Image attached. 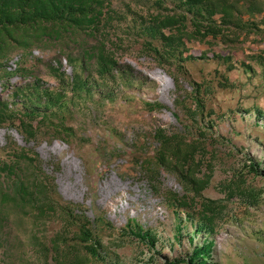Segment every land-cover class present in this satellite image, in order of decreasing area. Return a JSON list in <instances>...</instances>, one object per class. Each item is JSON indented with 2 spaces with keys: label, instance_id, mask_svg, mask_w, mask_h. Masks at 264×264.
I'll return each instance as SVG.
<instances>
[{
  "label": "trees",
  "instance_id": "1",
  "mask_svg": "<svg viewBox=\"0 0 264 264\" xmlns=\"http://www.w3.org/2000/svg\"><path fill=\"white\" fill-rule=\"evenodd\" d=\"M172 1L174 8L164 6L166 0H155L156 10L142 14L130 8L123 14L113 8V0H0V82L13 77H34L17 86L9 99L0 97V127L14 125L28 142L50 131L71 143L75 130L69 122L75 119V109H83L89 102L100 106L107 100L115 101L121 86L127 89L136 83L131 68L122 64L119 57L123 40L118 36L117 43L111 40L116 23L130 14L145 39L146 53L151 52L179 91L180 76L188 79L184 71L188 62L222 59L229 70L237 68L230 53L193 52L189 41L211 37L228 43L234 42V37L238 40L240 35L264 31V2L260 0ZM259 14L262 17L256 20L254 17ZM83 37L96 40V44L82 48L80 56L67 54L62 58L69 63L72 74L63 68L62 59L57 66L48 65L49 74L56 81L54 86H47L27 64L34 57V48L44 42ZM17 50L22 52L21 58L28 59L16 62L13 68L8 64ZM251 58L263 68L264 78V48ZM89 62L94 65L93 70L85 67ZM251 62L240 65L253 71ZM190 81L192 89L185 90L181 100H176L178 109L174 112L183 131L157 127L154 138L158 149L149 159L139 162L146 169L155 194L164 199L170 210L174 227L165 234L164 224L145 228L130 219L118 229V236L111 234L115 247L133 245V241L141 245L133 264H219L213 259L216 228L228 217L229 204L237 199L255 206L262 199L264 188L259 189L254 183L264 180L263 158H255L251 150L245 151L246 146L235 144L220 127L227 122L236 135L242 136L243 132L235 129L240 114L248 120L246 128L254 120L253 126L264 129V108L255 105L218 111L209 102L215 86L207 81ZM225 81L219 84L220 88L235 87L227 78ZM146 106L150 111L163 108L162 103L148 102ZM251 131L246 133L250 136ZM238 151L249 160L242 169L230 165ZM221 165L231 176L220 184L225 197L213 199L206 191ZM161 170L176 176L182 193L162 186L158 180ZM0 174L11 178L9 185L0 183V228L7 222L8 209L33 216L35 224L51 216L61 221L60 229L50 239V245L43 246V256L36 264H122L120 256L113 252L111 255L102 241L105 229H117L114 224L101 213L93 221L81 203L64 200L54 177L44 172L37 151L19 146L9 138L6 146H0ZM185 235L191 245L199 238L192 251L161 261L164 251L173 252Z\"/></svg>",
  "mask_w": 264,
  "mask_h": 264
},
{
  "label": "rangeland",
  "instance_id": "2",
  "mask_svg": "<svg viewBox=\"0 0 264 264\" xmlns=\"http://www.w3.org/2000/svg\"><path fill=\"white\" fill-rule=\"evenodd\" d=\"M154 1L113 0V8L123 14H127L130 8L133 12L139 10L145 14L147 10L157 9ZM164 6L174 8L173 1L166 0ZM247 17L246 14L245 18ZM261 17L259 14L254 18L259 20ZM116 24L117 30L112 31L111 40L117 43V36L123 40L124 46L122 50H118L119 57L122 64L131 68L136 83L127 89L121 86L115 101L107 100L100 106L89 102L85 108L75 109V119L69 122L75 135L69 144L64 139L53 136L50 131L41 133L28 142L14 125L6 124L0 127V146H6L8 139L12 138L19 146L37 151L42 158L44 172L54 177L58 192L64 200L81 203L93 221L101 213L114 224L116 230L105 229L102 232L104 246L107 251H111V255L112 252L119 255L122 264H133L141 245L133 241V245L115 247L111 236H118L119 228L130 219H135L145 228L164 224L167 229L165 234H169L174 227L171 212L164 199L155 194L146 169L139 163L149 159L158 149L159 143L154 138L156 128L162 126L183 131V126L174 112L178 109L176 100H181L185 90L192 89L190 79L207 81L215 86V93L209 96V102L218 111L241 107L249 109L255 105L264 108L263 68L251 58V55H257L264 48V31L248 36L240 35L238 40L234 37L235 41L228 43L211 37L205 41H189L188 47L193 52L230 53L237 68L229 70L222 59L188 62L184 70L187 71L185 73L188 74V79L180 76L181 92L151 52L146 53L145 39L135 28L132 15ZM95 44L96 40L87 37L49 40L34 48V57L29 58L27 64L47 86H54L56 81L50 76L48 65L57 66L58 60L67 54L80 56L82 48H90ZM21 54L20 50L15 51L8 65L14 68L16 62L27 61L28 58H21ZM244 61L253 62V71L240 65ZM62 62L63 68L72 74L69 63L65 59ZM85 64H88L85 65L88 70L94 69L91 62ZM226 78L235 87L220 88L219 84L225 83ZM33 79L34 77H29L26 80ZM26 80L21 77L2 80L0 97L9 99L15 88ZM166 81L169 89L163 90L162 83ZM148 102L162 103L163 108L150 111L146 106ZM237 120L239 122H235V129L241 130L242 136L236 135L227 122L221 125V132L238 146H246L245 151L249 153L251 150L255 158L262 157L264 160V129L253 126L254 120L246 128L248 120L245 121L240 114L237 115ZM246 130H252L250 136ZM244 157L246 156L240 151L236 152L230 165L242 169L244 163H249ZM66 159H70L73 164L71 173L66 172ZM230 176L231 173L224 170L223 165L217 166L213 184L206 191V195L213 199L224 198L220 184ZM110 177L124 184V188L104 201L100 189ZM158 180L163 187L183 192L176 176L166 170L158 173ZM0 183L9 185L11 178L0 174ZM254 185L259 189L264 188V180L257 179ZM235 201L229 204L231 210L228 217L217 225L213 259L219 264H264V192L260 203L255 206L245 205L237 199ZM121 206L126 209L121 211ZM33 219V216H24L17 210L8 209L7 222L0 228V237L3 238V246L0 248L2 264L39 263L44 252L43 246L50 245V239L60 229L61 221L56 216H51L35 224ZM197 242L199 238L191 245L188 235H185L181 243L175 245L173 252L164 251L165 257L161 261L187 255Z\"/></svg>",
  "mask_w": 264,
  "mask_h": 264
},
{
  "label": "bare ground",
  "instance_id": "3",
  "mask_svg": "<svg viewBox=\"0 0 264 264\" xmlns=\"http://www.w3.org/2000/svg\"><path fill=\"white\" fill-rule=\"evenodd\" d=\"M162 89L163 90L169 89V84L167 83V81L165 83H162ZM64 164H66V165L68 164V169L66 170V172L71 173V170L73 169L71 167L73 164L70 161V159H66L64 161ZM123 188H124V184L117 182L115 179H113L111 177L106 179V181L103 183V185L101 186V189H100L102 200L107 201L109 198H111L118 191H121ZM125 209H126L125 206H121V211H124Z\"/></svg>",
  "mask_w": 264,
  "mask_h": 264
}]
</instances>
